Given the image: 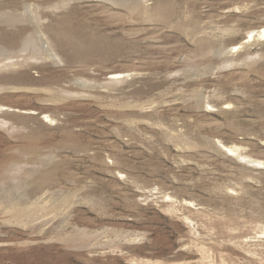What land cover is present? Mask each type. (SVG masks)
I'll list each match as a JSON object with an SVG mask.
<instances>
[{
    "label": "rangeland",
    "instance_id": "rangeland-1",
    "mask_svg": "<svg viewBox=\"0 0 264 264\" xmlns=\"http://www.w3.org/2000/svg\"><path fill=\"white\" fill-rule=\"evenodd\" d=\"M263 17L264 0H0V34L30 45L0 37V59L37 57L0 69V182L33 169L20 197L0 183V264H264V37L232 50Z\"/></svg>",
    "mask_w": 264,
    "mask_h": 264
},
{
    "label": "bare ground",
    "instance_id": "bare-ground-1",
    "mask_svg": "<svg viewBox=\"0 0 264 264\" xmlns=\"http://www.w3.org/2000/svg\"><path fill=\"white\" fill-rule=\"evenodd\" d=\"M153 15L156 17V19H159V20H162V21H167V19L170 16L169 11L165 10L163 7H160V6L155 8ZM117 16H118V14L113 12V11L103 14V17L105 19H112V18H115ZM254 25L256 27L254 29H251L250 31H248L246 36L241 38L238 43L234 44L232 46V50H234V51L239 50L243 46L250 44V42L259 41V39H262L264 37V17L261 18L260 20H258V22L256 24H254ZM50 29H51V32L55 33V35L58 37V39L65 40L67 42H69V41L71 42L72 39H73V33H74L73 29H71L70 26L67 24V22L64 21V20H61L56 27H53V26L49 27V30ZM0 37H1L2 40H5L7 43L12 45L11 49H15L14 52H16V50H21V51L29 50V49H27V46H30V45H26L27 43L24 44V42H25L24 40L26 38L24 37L22 40L18 41L19 37L16 36L14 34V32H10V33L9 32L8 33L4 32V33L0 34ZM232 50H231V52H234ZM10 53H12V52H10ZM23 54H25V53L23 52ZM15 56H17V57L20 56V58H22V56L19 55V54L18 55H13L12 54V55H9L7 57L8 59L5 58L7 60V62L4 59H0V69L8 68V67L17 68L20 65H23L25 62H29V60H32L33 58H37L36 55L33 56L32 54H30V55L27 54V55H24V57H23L24 58V62L23 61L21 62V60L19 61V59H18V61H15L14 60ZM28 66H30V68L32 67V65H30V64H28ZM33 68H34V66H33ZM17 76L20 77V78H30L31 77V73H30L29 70H22V71L17 72ZM107 76H108L107 80L109 82L121 81L124 78V75L122 73H120V72H111ZM8 109L14 110V111H17V112H21V113H28V112L29 113H36L32 109H18V108H11V107H9ZM44 117L49 118V115L46 114ZM7 124H8V121L6 120V118H4L3 120L0 119V125L4 126V125H7ZM223 147L229 153H237L239 151V149L236 148V147L225 146V145H223ZM48 161H49V159L45 158V160L43 161V164L47 163ZM256 163L257 164H263L264 162L256 161ZM25 170L26 169H24V168H14V167L10 168L9 169V173L7 175H5L1 179V182H0V183H2L1 185H7L6 187L11 188V190L13 191L11 194L14 193L15 196L20 197L21 195H23V192H22V189H21L23 187L22 178H23V181H24V179H26L29 175H31V172H32L33 169L32 170L28 169L27 171H25ZM51 175H52L51 172H47V171L43 172L40 175L41 181L44 182L45 180L50 178ZM17 177H19L18 180H17ZM13 180H16V181L14 182ZM3 188H4V186H3ZM19 201H20V199H19ZM23 210H24V208H23Z\"/></svg>",
    "mask_w": 264,
    "mask_h": 264
}]
</instances>
